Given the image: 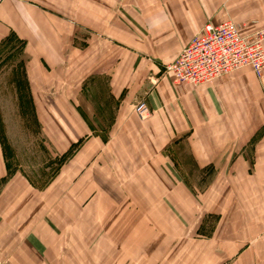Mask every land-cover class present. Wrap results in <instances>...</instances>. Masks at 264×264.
Returning <instances> with one entry per match:
<instances>
[{
    "label": "crops",
    "instance_id": "obj_1",
    "mask_svg": "<svg viewBox=\"0 0 264 264\" xmlns=\"http://www.w3.org/2000/svg\"><path fill=\"white\" fill-rule=\"evenodd\" d=\"M135 1L136 9L119 6L130 0H0V45L10 35L22 44L44 136L58 153L79 142L50 189V222L41 215L25 242L46 255L50 228L63 229L71 258L94 244L92 260L103 250L111 262L129 246L157 251L184 237L209 254L205 264L246 253L255 261L264 254V87L249 67L193 86L157 65L204 24L227 20L224 0ZM79 25L94 30L84 46ZM140 98L145 119L133 107ZM6 174L0 143V179ZM5 185L2 209L50 201L15 177Z\"/></svg>",
    "mask_w": 264,
    "mask_h": 264
},
{
    "label": "rangeland",
    "instance_id": "obj_2",
    "mask_svg": "<svg viewBox=\"0 0 264 264\" xmlns=\"http://www.w3.org/2000/svg\"><path fill=\"white\" fill-rule=\"evenodd\" d=\"M219 5L222 6L225 13L224 17L227 20L232 19L242 22L240 25H244L245 29H251L249 31L255 30L249 24L264 26V0H224ZM119 6L134 9L139 7L135 0H130V2ZM79 27L78 29L81 32L78 41L84 46L86 44L84 41L87 39L89 32L92 33L94 30L86 25H79ZM131 32L136 33L132 30ZM143 37L144 39L149 38V36ZM22 53V44L14 39H8L0 45V143L7 171V174L0 179V192L4 190L7 181L15 177V180L18 179L28 185L30 196L34 194V198L41 199L50 194L51 187H55L52 185L55 182L57 173L73 150L78 148L79 142L69 151L58 153L44 136L34 115L29 87L23 69L24 55ZM148 53H144L147 59L151 61L159 59L151 57ZM153 63L157 64V62ZM166 64L163 65L161 62L157 64L160 72H166ZM157 78L158 75L150 73L147 81L154 86ZM257 78L264 87V73L261 77L257 76ZM139 100H143L147 105L145 98H140L134 103L133 107ZM261 129H264V127ZM54 192H56V189ZM56 197L50 194L46 199L50 200L46 201L47 204H41L34 208L33 206L27 208L12 207L5 210L0 205V264H205L210 261L204 258V255L206 257L209 254L206 251L201 252L200 244L185 243L184 237L178 238L182 241L177 242V244L161 242L160 245H156L157 251L148 249L141 251V248L134 251L133 247L129 246L128 255L125 253V257H121V255L114 256L111 262L110 259L105 258L103 250L101 254H98L101 256L99 259L92 260L90 256L92 249L90 247L94 244L91 246L88 244L85 246L83 257L73 259L71 256H75L74 252L76 250L72 246L70 248L66 247L67 245L63 243L64 240L66 241L67 231L63 229L57 231L52 228L49 230L50 236L45 240L44 254L46 255L38 253L40 256H34L35 251L30 244L25 242V234L28 229L39 227L38 223L41 220L44 221L41 215H45L46 222H50L49 208ZM135 229L130 228L132 232H135ZM260 235L262 233H257L256 238ZM246 237L248 240L254 239L250 234H246ZM196 238L201 239L202 237L197 236ZM99 241L101 244H97L98 252L100 247L102 248L104 245L101 239ZM197 243H200V241ZM250 256H252V253L236 255L233 259L221 261L220 264H264V254H260L256 260L254 259L255 261L247 260ZM243 258L247 259L244 260Z\"/></svg>",
    "mask_w": 264,
    "mask_h": 264
},
{
    "label": "built area",
    "instance_id": "obj_3",
    "mask_svg": "<svg viewBox=\"0 0 264 264\" xmlns=\"http://www.w3.org/2000/svg\"><path fill=\"white\" fill-rule=\"evenodd\" d=\"M264 26L249 31L232 20L206 23L165 65L175 81L193 86L210 82L232 71L249 67L256 76L264 73ZM134 111L148 117V107L139 100Z\"/></svg>",
    "mask_w": 264,
    "mask_h": 264
},
{
    "label": "trees",
    "instance_id": "obj_4",
    "mask_svg": "<svg viewBox=\"0 0 264 264\" xmlns=\"http://www.w3.org/2000/svg\"><path fill=\"white\" fill-rule=\"evenodd\" d=\"M10 38H15L14 36L10 35V37H8L6 40L10 39Z\"/></svg>",
    "mask_w": 264,
    "mask_h": 264
}]
</instances>
